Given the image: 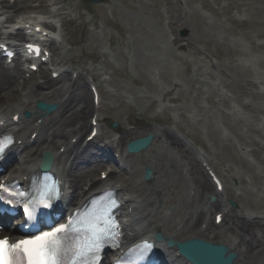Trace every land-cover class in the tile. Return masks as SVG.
Instances as JSON below:
<instances>
[{"label": "rangeland", "instance_id": "374dc122", "mask_svg": "<svg viewBox=\"0 0 264 264\" xmlns=\"http://www.w3.org/2000/svg\"><path fill=\"white\" fill-rule=\"evenodd\" d=\"M32 5L23 18L42 13ZM57 8L65 80L74 71L92 80L97 69L91 84L101 94L102 132L167 129L185 138L222 178L233 211L264 221V0H60ZM46 72L51 77L48 65L24 75L20 92L44 82ZM160 147L155 137L148 151L127 160L141 164ZM145 185L153 194L155 184Z\"/></svg>", "mask_w": 264, "mask_h": 264}, {"label": "bare ground", "instance_id": "6f19581e", "mask_svg": "<svg viewBox=\"0 0 264 264\" xmlns=\"http://www.w3.org/2000/svg\"><path fill=\"white\" fill-rule=\"evenodd\" d=\"M32 2L40 3L45 16L18 21L17 26L11 28L5 27L8 22L4 23L3 17L13 19L14 15L26 12L27 4ZM59 4L60 0H0L1 43L21 52L18 45L8 41L22 39L25 32L35 33L39 27L52 29L47 20L58 15L56 8ZM32 36L34 35L31 38ZM43 45L50 53L48 64L52 66V77L44 76V82L34 83L25 93L20 92V88L26 84L25 71L20 63L9 67L5 59L0 58V135L12 134L16 138V144L8 151L5 160L19 152V159L16 161L22 163L20 171H11L10 166V175L4 179L24 181L38 173L42 156L48 151L54 156L53 171L64 182L68 207L83 205L107 186H114L119 191L124 202V240L128 246L161 232L180 242L199 238L223 244L230 249V253L237 254L238 264H264V222L229 210L204 168L205 156L198 149L194 154L190 143L176 137L173 132L167 129H150L155 134L154 138L157 137L161 150H154L153 156L145 155L141 164L133 161H128L127 164L124 159L121 160V173L106 169L101 162L90 163L97 143H105L104 147L109 149L110 157L113 154L122 155L123 147L148 131L142 133L122 128V136L116 138L98 129L99 133L95 138L85 141L88 130L89 136L93 131L92 119L96 114L93 95L86 88L90 81L83 79L79 73L76 77L75 73L69 75L68 86L63 78L55 79L54 74L66 71L64 68L69 59L61 52V45L56 41H47ZM28 70L30 71V66ZM92 78H98L96 68L92 70ZM38 101L55 102L56 113L43 119L40 125L37 120L15 121L16 115L26 111L33 112V106ZM135 133L137 136H134ZM73 138L77 140L73 142ZM61 148H64L63 152L60 151ZM182 164L185 166L181 167ZM138 165L142 168L139 169ZM144 167L153 171V194H149L148 186L140 183ZM101 169L108 175L106 180L97 177V172ZM208 194L218 197L215 204L207 206L205 199ZM170 207H174L175 211L169 215ZM217 208L224 216L220 226L215 222L219 213L213 221L210 217ZM224 224L227 225L226 229L223 228ZM158 249L164 253L167 264H174L178 259L176 249H168L165 244H158Z\"/></svg>", "mask_w": 264, "mask_h": 264}, {"label": "snow or ice", "instance_id": "6c2138e0", "mask_svg": "<svg viewBox=\"0 0 264 264\" xmlns=\"http://www.w3.org/2000/svg\"><path fill=\"white\" fill-rule=\"evenodd\" d=\"M0 199L3 197L0 196ZM115 227L112 225V228ZM112 228L98 230L92 226L87 229L91 236L71 247L64 241L65 226L30 240L15 243L0 240V264H88L89 253L98 252L109 235L114 237Z\"/></svg>", "mask_w": 264, "mask_h": 264}, {"label": "water", "instance_id": "95a60500", "mask_svg": "<svg viewBox=\"0 0 264 264\" xmlns=\"http://www.w3.org/2000/svg\"><path fill=\"white\" fill-rule=\"evenodd\" d=\"M89 1L92 4L101 2L102 0H83ZM42 109H51L50 106L42 103L39 105ZM153 136L138 139L132 142L128 150L130 152H139L141 150H146L152 143ZM148 179L152 178V171L147 170ZM171 245L177 244L178 248L184 256L193 261L195 264H233L236 258L235 254L227 255L229 249L223 245H214L207 243L202 240H193L187 243H173L170 241Z\"/></svg>", "mask_w": 264, "mask_h": 264}]
</instances>
